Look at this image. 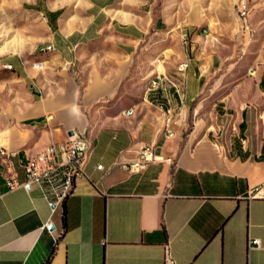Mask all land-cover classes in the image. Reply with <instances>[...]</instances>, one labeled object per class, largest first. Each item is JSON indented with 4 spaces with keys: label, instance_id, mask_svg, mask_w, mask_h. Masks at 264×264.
<instances>
[{
    "label": "crops",
    "instance_id": "crops-1",
    "mask_svg": "<svg viewBox=\"0 0 264 264\" xmlns=\"http://www.w3.org/2000/svg\"><path fill=\"white\" fill-rule=\"evenodd\" d=\"M111 2H49L43 39L53 49L25 50L36 54L11 62L0 146L19 155L14 174L0 158V264H165L166 246L175 264H264V74L237 82L215 123L197 106L183 137L215 54L197 44L202 31L180 30L185 70L165 66L160 86L133 98L124 91V59L138 50L143 26L137 13L110 12ZM117 24L129 30L108 34ZM30 81L43 95L30 100ZM70 132L86 133L92 152L62 206L52 211L39 185H8L10 175L25 180L27 156ZM150 144L155 162L140 172L123 167Z\"/></svg>",
    "mask_w": 264,
    "mask_h": 264
},
{
    "label": "rangeland",
    "instance_id": "rangeland-1",
    "mask_svg": "<svg viewBox=\"0 0 264 264\" xmlns=\"http://www.w3.org/2000/svg\"><path fill=\"white\" fill-rule=\"evenodd\" d=\"M52 1L0 0L1 110L8 107L10 96L14 93L6 81L14 71L13 67H9L11 62L36 54L25 50L38 52L39 48L50 45L43 38L49 30L44 23L48 13L45 5ZM77 1L87 3L97 0ZM111 3L108 8L113 10L110 12L124 15L137 13L143 26L138 50L130 56L125 54L124 59L131 64L124 91L133 98H140L152 81L156 80L159 87L160 73L167 72L165 66H170L168 71L172 74L177 66L185 63L180 61L182 63L179 64V55L184 50L176 34L180 30L202 31V39L197 44L206 47L205 55L215 54L214 66L205 72L207 85L200 97L188 107L183 137L198 118L194 115L197 106L200 107L201 118L215 123L216 115L221 119L218 115L221 113L220 105L227 103V100H220L228 95L234 85L246 76L264 74V0H245L244 14L239 10L241 0H114ZM137 4L139 12L132 9ZM114 29L127 32L129 27L127 24H117L106 31L111 34ZM107 55L114 57L112 53ZM28 90L30 100L43 95L31 81ZM215 109L219 110L218 113ZM230 118H224L226 124Z\"/></svg>",
    "mask_w": 264,
    "mask_h": 264
},
{
    "label": "built area",
    "instance_id": "built-area-1",
    "mask_svg": "<svg viewBox=\"0 0 264 264\" xmlns=\"http://www.w3.org/2000/svg\"><path fill=\"white\" fill-rule=\"evenodd\" d=\"M245 0H241L239 10L242 14L246 12ZM47 47H53L48 45ZM46 48V47H45ZM188 62L179 67L180 71L185 70ZM156 80L152 89H156ZM164 108L162 102L158 103ZM128 113H131L129 110ZM173 120L168 115L165 119V136L170 137ZM92 152V143L88 141V135L84 132H74L65 140L54 142L41 149L35 156H27L22 167L25 172V180L18 182L12 175L8 176L10 187L20 185L30 188L32 185H39L48 202L52 206V211L62 206L65 200L71 196L76 187V180L86 176V165ZM19 155L17 150H8L0 146V158L6 168V172L14 174L15 167L13 159ZM158 159L157 148L154 144L143 146L134 161L123 164V167L132 172H140L149 164ZM101 169L102 165H97ZM250 245H260L259 239L249 241ZM165 264H175L171 257L169 248L166 246Z\"/></svg>",
    "mask_w": 264,
    "mask_h": 264
},
{
    "label": "bare ground",
    "instance_id": "bare-ground-1",
    "mask_svg": "<svg viewBox=\"0 0 264 264\" xmlns=\"http://www.w3.org/2000/svg\"><path fill=\"white\" fill-rule=\"evenodd\" d=\"M46 50H51V49H53V47H46L45 48ZM9 67H12V65H9ZM179 67H182V65L181 66H179ZM155 84V81H152V84H151V87L153 88V85ZM159 84V83H158ZM156 86H158L157 85V82H156ZM158 107H161V106H158ZM162 108V107H161ZM171 120H172V117H171ZM51 144H53V143H51Z\"/></svg>",
    "mask_w": 264,
    "mask_h": 264
},
{
    "label": "water",
    "instance_id": "water-1",
    "mask_svg": "<svg viewBox=\"0 0 264 264\" xmlns=\"http://www.w3.org/2000/svg\"><path fill=\"white\" fill-rule=\"evenodd\" d=\"M73 134V132H70V135H72ZM50 228H53V226H50Z\"/></svg>",
    "mask_w": 264,
    "mask_h": 264
},
{
    "label": "trees",
    "instance_id": "trees-1",
    "mask_svg": "<svg viewBox=\"0 0 264 264\" xmlns=\"http://www.w3.org/2000/svg\"><path fill=\"white\" fill-rule=\"evenodd\" d=\"M30 123H32L33 121H29Z\"/></svg>",
    "mask_w": 264,
    "mask_h": 264
}]
</instances>
